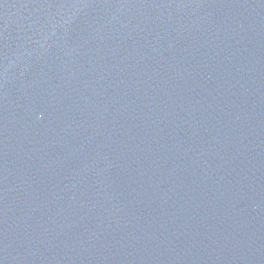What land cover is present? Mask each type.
Masks as SVG:
<instances>
[{
  "label": "water",
  "instance_id": "water-1",
  "mask_svg": "<svg viewBox=\"0 0 264 264\" xmlns=\"http://www.w3.org/2000/svg\"><path fill=\"white\" fill-rule=\"evenodd\" d=\"M0 264H264V0H0Z\"/></svg>",
  "mask_w": 264,
  "mask_h": 264
}]
</instances>
